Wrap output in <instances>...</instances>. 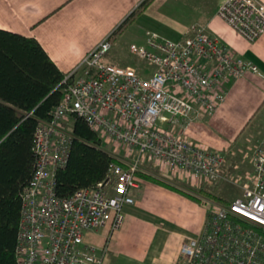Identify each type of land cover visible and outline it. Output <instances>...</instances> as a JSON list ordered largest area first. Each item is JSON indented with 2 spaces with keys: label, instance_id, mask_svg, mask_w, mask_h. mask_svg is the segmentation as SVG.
I'll list each match as a JSON object with an SVG mask.
<instances>
[{
  "label": "built area",
  "instance_id": "1",
  "mask_svg": "<svg viewBox=\"0 0 264 264\" xmlns=\"http://www.w3.org/2000/svg\"><path fill=\"white\" fill-rule=\"evenodd\" d=\"M217 14L248 41L264 33V0H223ZM112 47L109 35L65 74L67 92L36 127V166L22 193L18 264H103V255L85 243V231L121 225L144 165H168L208 180L223 175L224 151L188 137L181 124L213 112L227 81L258 71V65L197 24L180 38L146 29L131 45L145 67L119 63ZM73 113L110 145L114 160L106 179L61 197L55 174L68 159ZM252 166L229 202L203 197L208 218L200 235L182 243L181 264H264V135L253 148Z\"/></svg>",
  "mask_w": 264,
  "mask_h": 264
},
{
  "label": "crops",
  "instance_id": "2",
  "mask_svg": "<svg viewBox=\"0 0 264 264\" xmlns=\"http://www.w3.org/2000/svg\"><path fill=\"white\" fill-rule=\"evenodd\" d=\"M157 1L153 0V3ZM141 2L0 0V28L35 37L66 74L111 35ZM205 2L209 4V0ZM152 4L126 28L132 29L136 25L135 29H141L135 33L133 42L143 39L146 29L173 38L188 32V27L171 29L162 24V6L154 8ZM213 8L209 5L200 8L199 17L204 19L206 30L259 67L258 71L248 70L243 76L229 79L225 98L217 108L209 114H200L183 126L182 131L188 137L221 149L230 147L234 140L231 139L242 133L249 123L259 119L264 121V33L256 40L248 41ZM190 9L195 11V8ZM144 19H150V22L145 24ZM199 117L202 119L196 120ZM143 168L137 175L138 185L131 189L135 202L125 207L121 225L112 229L106 224L85 231V243L93 245L103 255V264H181L182 243L200 235L204 229L208 207L186 192L194 194V188L191 191L188 187L199 189L206 178L163 164L153 163L151 170H146L145 165Z\"/></svg>",
  "mask_w": 264,
  "mask_h": 264
},
{
  "label": "trees",
  "instance_id": "3",
  "mask_svg": "<svg viewBox=\"0 0 264 264\" xmlns=\"http://www.w3.org/2000/svg\"><path fill=\"white\" fill-rule=\"evenodd\" d=\"M152 1L142 0L110 39L124 32ZM64 79L65 73L35 37L0 28V264H18L15 248L22 193L36 166L35 130L41 120L50 119L67 92ZM71 117L73 138L68 159L55 174V189L61 197L106 179L114 160L85 117L77 113ZM186 193L196 200L230 201L204 187Z\"/></svg>",
  "mask_w": 264,
  "mask_h": 264
},
{
  "label": "rangeland",
  "instance_id": "4",
  "mask_svg": "<svg viewBox=\"0 0 264 264\" xmlns=\"http://www.w3.org/2000/svg\"><path fill=\"white\" fill-rule=\"evenodd\" d=\"M204 1L205 0H161L160 2L158 0L155 3H153L152 1L149 5L153 3L152 6L154 8L157 7V5L162 6V24L171 27V29H185V27L189 28L192 24L206 27L204 19L199 17L201 10L200 8L203 9V7H207L209 5L210 8L214 7L213 9L216 13L219 5L223 0H209L208 5L206 4L207 2L204 3ZM191 7L195 8L194 12L192 9H190ZM158 18L159 15L157 19ZM144 22H146L145 24H147L150 22V19L149 21L144 19ZM135 27L136 25H133L132 29H125L124 32L118 34L116 38L112 40V42L114 41V43L113 47L110 50V54L112 58H114L119 63H128L138 67H145L147 64L146 60L131 50V45L133 43L135 33L141 30L135 29ZM163 30L165 29H162V31ZM183 36L184 35H182L181 37ZM199 119L202 118L199 117L196 120ZM186 123L184 124L186 125ZM184 124H181V130L184 129ZM263 135L264 121H261V119H259V121L254 120L253 122L249 123L248 126H246L244 130H242V133H238L231 139L234 140L232 141V145L230 147L221 148L226 154L227 158L222 168L223 175L221 177L219 176L218 178H213L210 180L206 178V181H204L203 185L200 186L218 195H221L228 200H231L238 196L242 190V186L247 182V177L249 176L253 168V148L263 138ZM102 146L103 148H111L106 141L102 142ZM180 185H187V183H180ZM188 185L191 184L188 183ZM195 187L196 186H193L191 188L188 187V189H191L192 191V189L194 188V193H197L198 188ZM202 200L204 199L200 197L199 201L204 202ZM208 206L209 205H207V207Z\"/></svg>",
  "mask_w": 264,
  "mask_h": 264
}]
</instances>
